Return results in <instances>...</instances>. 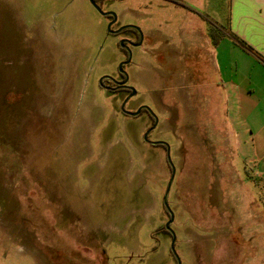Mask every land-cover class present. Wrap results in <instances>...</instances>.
Instances as JSON below:
<instances>
[{
    "label": "rangeland",
    "instance_id": "rangeland-1",
    "mask_svg": "<svg viewBox=\"0 0 264 264\" xmlns=\"http://www.w3.org/2000/svg\"><path fill=\"white\" fill-rule=\"evenodd\" d=\"M231 7H102L143 34L123 69L136 92L125 111L148 107L157 124L147 138L170 147L181 264H264L261 187L237 154L224 78L195 35L227 26ZM119 39L89 0H0V264H177L163 231L167 152L144 140L149 115H126L127 94L99 84L120 76Z\"/></svg>",
    "mask_w": 264,
    "mask_h": 264
},
{
    "label": "crops",
    "instance_id": "crops-1",
    "mask_svg": "<svg viewBox=\"0 0 264 264\" xmlns=\"http://www.w3.org/2000/svg\"><path fill=\"white\" fill-rule=\"evenodd\" d=\"M214 33L195 35L224 78L216 84L226 93L235 148L264 199V0H232L227 26Z\"/></svg>",
    "mask_w": 264,
    "mask_h": 264
},
{
    "label": "flooded vegetation",
    "instance_id": "flooded-vegetation-1",
    "mask_svg": "<svg viewBox=\"0 0 264 264\" xmlns=\"http://www.w3.org/2000/svg\"><path fill=\"white\" fill-rule=\"evenodd\" d=\"M94 1L98 5V7L101 9L102 13L97 11L92 5L91 6L103 18L106 19L107 28L110 25L111 30H110V32L108 34L111 35V36H120V39H119L118 43H119L120 49L122 50L123 54L126 56V60L122 61V62H126L129 59L130 55H131V50H133V48H135V47H138V46H135V45H138L143 40V34L141 33L140 30H138L136 28L126 27V26H132V25H128V23L125 24V20H120L119 16L114 11L106 10V9L104 10L102 8L106 2L120 3V2H123L125 0H94ZM106 13H110V14H106ZM123 27H126V28L122 29ZM140 39H141V41H140ZM121 43L124 44V47H121V45H120ZM123 69H125V65L123 66ZM119 74H120V76H118V77H111V76H110L111 78H109V77H104V78L101 77V78H103V80L100 82V80H101V78H100L99 79V84H100V86L103 89H105L107 91H113V92H121L122 91V92L126 93L127 94L126 100H127L132 95L133 90H131V87L129 86L128 81L125 83V85L122 84L126 80V76L123 73H119ZM106 76H108V75H106ZM130 99H128V101ZM142 113H147L149 115V117L153 120V125H154L155 119L151 115L149 110L146 109V108H142L141 112L139 113V115L142 114ZM125 114L128 115L127 113H125ZM130 116H132V115H130ZM153 125H152V127H153ZM145 141L150 143V144H152L153 146L163 145V144H154L153 143V142H163V141H150L148 138ZM163 146L166 148L165 150L167 151V147L165 145H163Z\"/></svg>",
    "mask_w": 264,
    "mask_h": 264
},
{
    "label": "water",
    "instance_id": "water-1",
    "mask_svg": "<svg viewBox=\"0 0 264 264\" xmlns=\"http://www.w3.org/2000/svg\"><path fill=\"white\" fill-rule=\"evenodd\" d=\"M89 2H90V4H91V5H92L97 11H99V12L102 13L101 9L98 7V5L95 3L94 0H89ZM106 14H110V13H106ZM126 27H133V28H136V29L139 30V28H137L136 26H133V25H132V26H126ZM126 27H123L122 29H124V28H126ZM110 30H111V28H110V25H109V27L107 28L108 33L110 32ZM120 30H121V29H120ZM120 45H121V47H124V44H123V43H121ZM135 46H140V44L135 45ZM130 61H131V55H130L129 59H128L126 62H122V63H120V65H119V69H120V72H121V73H124V72H123V66L126 65V64H128ZM124 75H125V74H124ZM125 76H126V75H125ZM104 77H109V78H111L110 76H104ZM104 77H103V78H104ZM103 78H101L100 82L103 80ZM127 81H128V78L126 77V80H125L122 84L125 85V83H126ZM131 90H133V93H132V94H136V92L134 91L133 88H131ZM131 97H132V95H131L128 99H130ZM128 99L123 103V105H122V111H124V112L127 113L128 115L137 116V115H139V113L141 112V109H142V108H146V109L149 110V112L151 113V115L154 117V115H153V113L151 112V110H150L148 107H145V106L140 107L137 111L132 112V113H131V112H126V111H125V105H126V102L128 101ZM154 119H155V123H154L153 127H151V129H149V130L146 132V134L144 135V139H145V140H147V136H148V134L150 133L151 130H153V129L155 128V126H156V124H157V119H156L155 117H154ZM153 143H154V144H163V145H165V146L167 147V151H166V152H167V160H168V163L170 164V166H171V168H172L171 179H170L169 185H168V187H167L166 196H165V198H164V205H165L166 209L169 211L170 216H171L169 222L166 224V228L171 232V234H172V236H173V238H172V244H171V249H172V251H173V253H174V255H175L176 259H177V264H181V260H180L178 254H177V252H176V250H175V241H176L175 233H174L173 230L170 228V224L173 222L174 215H173V213H172V211H171V209H170V207H169V205H168V202H167V195H168V193H169L170 186H171V183H172L173 178H174V175H175V167H174V165H173V163H172V159H171V156H170V147H169V145H168L166 142H153Z\"/></svg>",
    "mask_w": 264,
    "mask_h": 264
},
{
    "label": "trees",
    "instance_id": "trees-1",
    "mask_svg": "<svg viewBox=\"0 0 264 264\" xmlns=\"http://www.w3.org/2000/svg\"><path fill=\"white\" fill-rule=\"evenodd\" d=\"M210 35H211L213 38H215V33H214V30H213V29L210 31ZM145 112H146V111H145ZM157 146L166 149L163 145H157ZM163 231L166 232L167 234H170V232L168 231V229H167L166 227L163 228Z\"/></svg>",
    "mask_w": 264,
    "mask_h": 264
}]
</instances>
